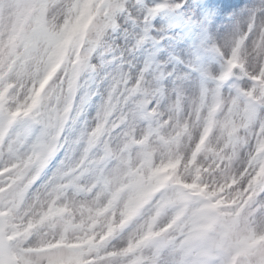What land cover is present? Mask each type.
<instances>
[{"label":"rangeland","instance_id":"374dc122","mask_svg":"<svg viewBox=\"0 0 264 264\" xmlns=\"http://www.w3.org/2000/svg\"><path fill=\"white\" fill-rule=\"evenodd\" d=\"M82 2L0 0V113L13 119L11 127L40 104L54 109L70 91L74 100L86 44L114 43V31L125 25L121 13L131 14L138 0H110L114 10L100 9L93 23L101 3L95 0L79 25ZM84 28L82 60L72 59ZM66 32H73L67 67L44 88L43 102L33 104ZM256 56L251 44L242 49L246 71L258 70ZM246 88L240 86L246 102L233 106L225 95L206 128L209 110L197 94H169L162 108L133 118L147 105L141 96L129 108L121 85L111 101L105 97L107 115L98 107L86 117L90 137L101 126L95 142L85 140L76 159L65 161L66 171L36 188L23 144L7 132L0 144V264H228L233 253L237 264H264V111L252 107L261 102L260 90L247 97ZM63 115L70 127L82 114L70 107ZM101 140L106 156L88 160ZM105 159L103 167L96 163ZM164 188L176 193L153 203ZM217 229L226 242L218 255L207 243Z\"/></svg>","mask_w":264,"mask_h":264},{"label":"snow or ice","instance_id":"6c2138e0","mask_svg":"<svg viewBox=\"0 0 264 264\" xmlns=\"http://www.w3.org/2000/svg\"><path fill=\"white\" fill-rule=\"evenodd\" d=\"M121 16L125 25L114 31V43L86 44L81 85L74 100L70 91L68 98L52 110L43 104L32 113L26 110L28 118L18 121L11 129H7L6 117L0 113V135L7 130L10 139L24 146L32 188L66 171L65 161L70 154L76 159L85 140L89 146L95 142L101 126L97 124L90 137L86 117L98 107L107 115L111 105L105 103V97L111 101L121 85L129 108L141 96L147 105L138 107L133 118L157 105L162 108L169 94L172 99H181L195 93L209 111L225 95V102L236 106L246 102L240 91L244 84L247 97L255 96L256 90H260L261 102L252 107L264 111V25L261 24L264 0H138L131 14L122 12ZM249 44L259 62L258 70L252 72L246 71L241 62L242 49ZM75 73L74 69V76ZM71 86L70 81V89ZM149 99L151 103H147ZM69 105L73 112L82 114L70 127L64 124L63 115ZM123 117L121 112L119 118ZM87 153L85 148L80 157L82 162ZM100 156H106L103 140L96 143L87 159ZM96 163L103 167L108 161ZM175 193L176 189L164 188L153 203L163 204Z\"/></svg>","mask_w":264,"mask_h":264},{"label":"bare ground","instance_id":"6f19581e","mask_svg":"<svg viewBox=\"0 0 264 264\" xmlns=\"http://www.w3.org/2000/svg\"><path fill=\"white\" fill-rule=\"evenodd\" d=\"M93 1H94V0H84V1H83V3H82V7H81V10H80V13H79V17H78V24H79V25H83V24L85 23V21H86V19H87V17H88V14H89L90 8H91V6H92ZM72 33H73V32H72ZM72 33H69V34L66 35V37H65L66 40H65V42H64V43L61 45V47H60V52H61V54H62V51L65 50V47H66L68 41H70V39L72 38V37H71V36H72ZM67 46H68V45H67ZM54 65H55V62L53 63L52 66H50V68H49L48 71H47V74H50V73L55 72V71H54V70H55ZM44 82H45V79L42 80V81L39 83L38 88H37V90H36V94H35V96H36L38 93L42 92V89H43V83H44Z\"/></svg>","mask_w":264,"mask_h":264},{"label":"trees","instance_id":"16d2710c","mask_svg":"<svg viewBox=\"0 0 264 264\" xmlns=\"http://www.w3.org/2000/svg\"><path fill=\"white\" fill-rule=\"evenodd\" d=\"M110 2V0H104L103 1V3H102V5H103V7H104V9H108V10H114V8L111 6V4L109 3ZM101 14V12H99L98 13V15H100ZM97 21V20H96ZM221 245V244H220ZM215 250L217 251V253L218 252H220V249H219V242H216V244H215Z\"/></svg>","mask_w":264,"mask_h":264},{"label":"clouds","instance_id":"9594fccd","mask_svg":"<svg viewBox=\"0 0 264 264\" xmlns=\"http://www.w3.org/2000/svg\"><path fill=\"white\" fill-rule=\"evenodd\" d=\"M261 24L264 25V20L261 21Z\"/></svg>","mask_w":264,"mask_h":264}]
</instances>
